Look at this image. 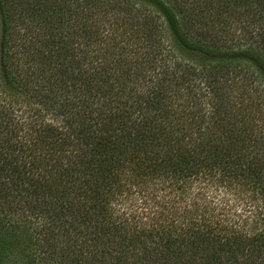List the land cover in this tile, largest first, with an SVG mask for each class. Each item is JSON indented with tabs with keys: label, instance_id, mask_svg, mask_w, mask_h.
Instances as JSON below:
<instances>
[{
	"label": "trees",
	"instance_id": "trees-1",
	"mask_svg": "<svg viewBox=\"0 0 264 264\" xmlns=\"http://www.w3.org/2000/svg\"><path fill=\"white\" fill-rule=\"evenodd\" d=\"M0 264H264V0H0Z\"/></svg>",
	"mask_w": 264,
	"mask_h": 264
},
{
	"label": "rangeland",
	"instance_id": "rangeland-1",
	"mask_svg": "<svg viewBox=\"0 0 264 264\" xmlns=\"http://www.w3.org/2000/svg\"><path fill=\"white\" fill-rule=\"evenodd\" d=\"M252 226H253V224L252 223H249L248 227H252Z\"/></svg>",
	"mask_w": 264,
	"mask_h": 264
}]
</instances>
